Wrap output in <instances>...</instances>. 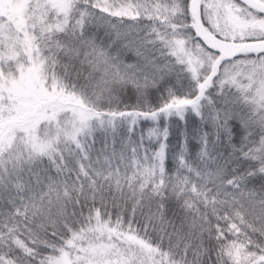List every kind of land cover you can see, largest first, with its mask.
Instances as JSON below:
<instances>
[{"label": "snow or ice", "instance_id": "obj_1", "mask_svg": "<svg viewBox=\"0 0 264 264\" xmlns=\"http://www.w3.org/2000/svg\"><path fill=\"white\" fill-rule=\"evenodd\" d=\"M0 264H264V0H0Z\"/></svg>", "mask_w": 264, "mask_h": 264}, {"label": "trees", "instance_id": "obj_2", "mask_svg": "<svg viewBox=\"0 0 264 264\" xmlns=\"http://www.w3.org/2000/svg\"><path fill=\"white\" fill-rule=\"evenodd\" d=\"M131 53H129L126 57V59L129 58V55ZM132 56H130L131 58ZM134 97L130 100H126V103H133L134 102ZM182 123L183 122H180V123H177L175 120L173 121H170L169 124H170V132H171V135H170V141H171V144L172 145H175L177 143V137H178V134H179V131L182 130ZM199 123L198 119L194 116H190L188 118V124H187V127H188V130L189 131H192L193 128ZM140 128L144 130V133L145 135L147 134V128H148V125L147 124H141L140 125ZM206 131H210V126L209 127H206L205 128ZM145 144L147 146V141H145ZM189 148L191 151H195V148H196V143L195 141L191 142L190 145H189Z\"/></svg>", "mask_w": 264, "mask_h": 264}, {"label": "rangeland", "instance_id": "obj_3", "mask_svg": "<svg viewBox=\"0 0 264 264\" xmlns=\"http://www.w3.org/2000/svg\"><path fill=\"white\" fill-rule=\"evenodd\" d=\"M132 55H133L132 53L129 55V58H128L129 60L131 59L130 56H132ZM197 119H198V118H197Z\"/></svg>", "mask_w": 264, "mask_h": 264}]
</instances>
